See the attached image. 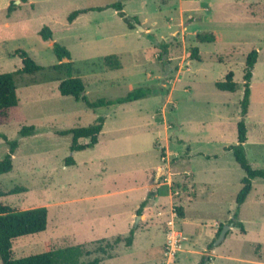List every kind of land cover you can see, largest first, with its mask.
<instances>
[{"label":"rangeland","instance_id":"374dc122","mask_svg":"<svg viewBox=\"0 0 264 264\" xmlns=\"http://www.w3.org/2000/svg\"><path fill=\"white\" fill-rule=\"evenodd\" d=\"M10 1L19 7L9 14ZM117 1L0 0V74L23 68L18 51L44 68L17 77L19 104L0 122V132L19 141L13 170L0 176L1 201L49 211L47 230L17 239L14 258L80 245L90 252L82 264L95 258L100 264H199L204 257L207 264H264V179L253 181L239 207L246 174L227 150L238 143V123L245 119L247 158L264 169V0H119L143 30L130 29L113 8L98 10ZM84 9L90 10L69 22L72 12ZM45 27L49 40L40 35ZM198 33H214L218 41L197 42ZM54 43L70 51L74 76L84 81L90 101L115 100L139 87L153 94L97 112L62 96L63 77L51 69L60 63ZM195 47L199 57L192 60ZM253 50L258 60L243 118ZM107 56H117L121 68H108ZM230 72L236 92L217 89ZM98 115L106 117L100 143L72 152V137L58 132L87 127ZM24 126L36 133L20 138ZM8 151L0 138V160ZM69 157L75 165H66ZM15 188L26 191L10 195ZM150 193L149 215L137 220ZM133 227L131 247L107 248Z\"/></svg>","mask_w":264,"mask_h":264},{"label":"trees","instance_id":"16d2710c","mask_svg":"<svg viewBox=\"0 0 264 264\" xmlns=\"http://www.w3.org/2000/svg\"><path fill=\"white\" fill-rule=\"evenodd\" d=\"M22 3H27L28 0H21ZM19 6L15 2H11L8 7V13H12ZM107 8H113L116 10L121 18L124 19L130 29H135L139 20L137 17L127 16L124 12V5L121 1H117L106 8H98V10H104ZM90 9L76 10L72 12L68 20L73 22L81 14L87 13ZM40 35L45 39L49 40L52 38V31L50 28L45 27L40 32ZM196 41L200 43H215L218 41V36L214 33H198ZM53 51L60 62L53 66L51 69L62 76L60 78L59 92L62 96L74 97L77 101H83L86 106L92 109L94 112L101 108L109 109L114 106H121L126 103H132L141 99H145L153 94L151 88L139 87L134 91L130 92L127 96L117 98L115 100L99 99L97 101H90L85 95L86 86L81 78L74 76L73 63L71 61L70 51L61 46L58 43L53 44ZM164 54L168 51L164 48ZM22 60L23 68L11 73L0 74V122L1 119L7 117L9 109L18 106L19 98L17 93V77L23 74L33 75L44 68L38 65L25 51H18ZM192 60H196L199 57V49L193 48L190 55ZM65 59L69 61L64 62ZM258 60V51L253 50L247 57L246 61V72H245V90L244 97L241 101V114L243 118L248 114L251 97V81L253 78V70ZM104 63L108 68L119 69L121 68V62L117 56H107L104 58ZM217 89L224 92L234 93L237 90V84L234 82V73L230 72L224 81L216 83ZM168 91H163V94H167ZM106 117L98 115L95 122L87 127L73 128L69 130L59 131L58 133L62 136L70 135L72 137L71 151H83L89 148H95L100 143V136L103 132ZM238 143L232 145L227 150L232 151L236 162L245 172L243 179V187L238 194L237 204L240 207L245 203L247 197L253 189V181L257 178L264 179V169H254L247 158L246 143L248 142V129L245 119L238 123ZM36 133L34 126H24L20 132V138H26ZM0 138H2L9 146L7 155L0 160V176L10 173L13 170V159L16 151L19 147L18 140H10L5 134L0 132ZM82 139H89V143H81ZM67 166L75 165L73 157H69L65 161ZM20 189H13L10 191V195L20 193ZM4 194L0 189V259L2 264H82L81 258L85 255H90V252H86L83 246H70L57 250L48 249L47 252L42 254H34L24 258L15 259L13 253V246L17 239L36 235L45 232L48 227L49 211L47 207H38L28 210H18L12 208L1 201ZM150 196L141 204L138 210V216L142 215L144 207L147 205ZM180 217H184L182 208H177ZM136 229L133 228L130 234L126 238L118 237L114 243H108L107 248L114 249L117 245L124 242L127 247H131L134 242ZM213 244L210 245L212 249ZM99 251L103 254H107V250L104 247H100ZM100 258H95L88 264H100ZM199 264H207V258H202Z\"/></svg>","mask_w":264,"mask_h":264},{"label":"built area","instance_id":"2783aa9c","mask_svg":"<svg viewBox=\"0 0 264 264\" xmlns=\"http://www.w3.org/2000/svg\"><path fill=\"white\" fill-rule=\"evenodd\" d=\"M170 250L174 251L176 248V245H178V239H177V235L175 233H172V236L170 237Z\"/></svg>","mask_w":264,"mask_h":264},{"label":"crops","instance_id":"0c3cea01","mask_svg":"<svg viewBox=\"0 0 264 264\" xmlns=\"http://www.w3.org/2000/svg\"><path fill=\"white\" fill-rule=\"evenodd\" d=\"M10 3H11V1L9 2V5H10ZM103 130H104V129H103ZM102 134H103V132H102ZM157 173H158V172H157ZM156 199H157V196H155V198L153 199V202H155ZM145 200H146V199H145ZM145 200H144V201H145ZM144 201H143V202H144ZM143 202H142V203H143ZM142 203H141V204H142ZM153 204H154V203H153ZM151 208H152V206H151ZM144 209H145L144 211H145L146 213H144V211H143V212H142V215L140 216L139 219H141L143 215H146V216L148 217V215H149V211H150V206H147V207L144 208ZM139 219H137V220H139ZM133 228H135V229L137 230L136 227H133ZM131 230H132V229H131ZM135 234H136V231H135ZM133 243H134V242H133Z\"/></svg>","mask_w":264,"mask_h":264},{"label":"water","instance_id":"95a60500","mask_svg":"<svg viewBox=\"0 0 264 264\" xmlns=\"http://www.w3.org/2000/svg\"><path fill=\"white\" fill-rule=\"evenodd\" d=\"M137 26H138V28H140V30H143V28H141L140 25L137 24ZM66 61H69V60H68V59H65L64 62H66ZM139 218H140V216H138V219H139ZM228 229H229V227L226 226L225 230L222 231V239L225 237L226 232H227Z\"/></svg>","mask_w":264,"mask_h":264}]
</instances>
